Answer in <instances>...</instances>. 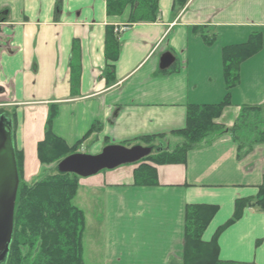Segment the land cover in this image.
I'll return each mask as SVG.
<instances>
[{"label":"crops","instance_id":"1","mask_svg":"<svg viewBox=\"0 0 264 264\" xmlns=\"http://www.w3.org/2000/svg\"><path fill=\"white\" fill-rule=\"evenodd\" d=\"M129 20V7L108 15L106 0H63L59 10L57 0H0V117L10 121L14 145L23 151L26 182L44 172L38 144L52 104L58 106L53 132L69 147L100 126L79 146L81 153L124 143L174 148L180 141L173 132L186 127L188 106L218 104L227 92L223 49L255 33L262 34V49L241 64L232 105L218 121L232 127L242 106H264V0H188L181 9L160 0L155 22ZM108 27L120 41L111 83ZM204 35L214 42L206 44ZM74 40L81 58L77 95L70 83ZM167 52L176 60L162 73ZM156 135L163 136L142 139ZM137 167L80 178L74 203L85 213L86 233H99L86 240L88 247L85 242L87 264H178L187 205L218 206L202 235L211 241L236 201L257 197L264 185V143L240 158L231 134L201 142L185 164L155 165V186L136 185ZM217 242L222 261L264 264V210L245 209Z\"/></svg>","mask_w":264,"mask_h":264},{"label":"trees","instance_id":"2","mask_svg":"<svg viewBox=\"0 0 264 264\" xmlns=\"http://www.w3.org/2000/svg\"><path fill=\"white\" fill-rule=\"evenodd\" d=\"M160 0H106L108 15H121L130 8V24L155 22L159 15ZM63 0H57L59 10ZM188 0H174V9H181ZM206 44L214 37L203 36ZM263 46L262 34H252L243 44L226 46L223 49V73L226 94L218 104H191L188 106L187 123L184 129L174 131L180 142L172 149H159L138 162L134 171L136 185L155 186L158 184L155 165L185 164L190 151L201 142L208 144L223 134H231L237 144L238 157L251 153L254 146L264 143V106L244 105L238 111L232 127L219 122L225 108L231 106V91L240 83L241 64L258 53ZM105 55L108 62L106 78L114 82L115 65L120 55V41L113 27H108L105 41ZM72 94L77 95L81 77L80 46L73 41L70 61ZM168 70H162V73ZM58 106L50 105L45 125V138L38 144L41 168L58 166L66 157L76 154L79 146L99 125H94L86 136L69 147L53 132V123ZM163 135L142 137L152 143ZM128 147L136 144L124 143ZM153 149V145H150ZM16 151L19 173L14 230L6 260L1 264H87L85 260L86 216L77 207L74 199L79 190L80 176L74 173H56L40 176L37 180H24V154ZM58 169V168H57ZM264 210V185L255 198L238 199L233 216L206 242L202 235L215 216L218 206L206 204L187 205L185 210L184 253L178 264H238L219 258L218 236L229 225L242 217L245 209Z\"/></svg>","mask_w":264,"mask_h":264},{"label":"water","instance_id":"3","mask_svg":"<svg viewBox=\"0 0 264 264\" xmlns=\"http://www.w3.org/2000/svg\"><path fill=\"white\" fill-rule=\"evenodd\" d=\"M172 53L162 55L160 69L166 70L175 62ZM152 153V147L135 145H109L101 153L91 155L76 153L63 159L58 170L61 173H74L80 177H90L103 170H112L127 164H134ZM19 173L16 152L13 142L10 121L0 117V264L8 255L13 237L14 216L17 193L19 188Z\"/></svg>","mask_w":264,"mask_h":264},{"label":"rangeland","instance_id":"4","mask_svg":"<svg viewBox=\"0 0 264 264\" xmlns=\"http://www.w3.org/2000/svg\"><path fill=\"white\" fill-rule=\"evenodd\" d=\"M179 141L181 140V139H178ZM159 150V147H158V145H153V152L155 153V152H157ZM90 154V153H89ZM57 166H56V168H55V166L53 165V166H48V168H46L45 170H44V172L42 173V176H46V175H48V174H53V173H56L57 172ZM95 220L94 221H99V215L97 216L96 214H95ZM95 223V222H94ZM97 224V223H96ZM98 235H99V233L97 232V230H96V234H94V235H92V234H90V233H85V242H86V246L88 247V243H87V239L88 238H91V239H98L97 237H98Z\"/></svg>","mask_w":264,"mask_h":264}]
</instances>
